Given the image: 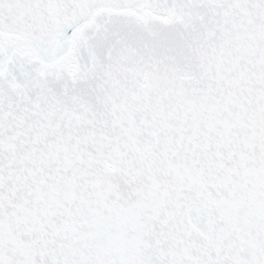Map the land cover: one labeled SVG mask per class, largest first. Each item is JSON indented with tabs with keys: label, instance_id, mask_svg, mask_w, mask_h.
<instances>
[{
	"label": "snow or ice",
	"instance_id": "1",
	"mask_svg": "<svg viewBox=\"0 0 264 264\" xmlns=\"http://www.w3.org/2000/svg\"><path fill=\"white\" fill-rule=\"evenodd\" d=\"M0 264H264V0H0Z\"/></svg>",
	"mask_w": 264,
	"mask_h": 264
}]
</instances>
